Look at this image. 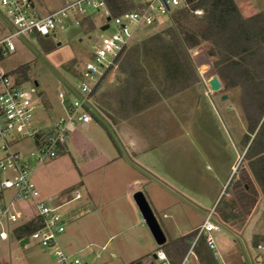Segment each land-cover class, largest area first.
<instances>
[{"label":"rangeland","instance_id":"rangeland-1","mask_svg":"<svg viewBox=\"0 0 264 264\" xmlns=\"http://www.w3.org/2000/svg\"><path fill=\"white\" fill-rule=\"evenodd\" d=\"M33 2L37 12L44 16L62 8L69 0H33ZM236 3L244 17H250L264 10V0H236ZM196 14L201 15L202 11H198ZM96 19V28L85 32L82 28L91 27H89L88 22L83 21L81 27L67 28L66 30L59 29L48 40L38 37V35H27L23 39H14L16 52L0 61L2 72L9 73L14 82L19 83L37 99H40L41 103L36 108V119L39 125L47 124V126H50L66 115L64 104L57 93H67V82L75 87L79 85L78 76L80 72H83L85 63L93 59V45L96 38L101 35L111 36L117 32V28L113 23H111L108 30L102 31L99 27L105 21V18L99 16ZM7 20H10V18L6 12L0 14V39L9 32ZM172 25V19L168 18L160 26L142 32L125 52L145 39L171 28ZM206 48L205 45L190 51L199 81L189 89L165 98L157 105L146 110L147 113L144 119L145 122H148L146 127L150 126L146 131L152 139H163L170 142V140L178 138L182 139L184 144H192L191 147L189 145V148L192 149L191 152H193L192 155L196 156L198 164H201V168H198L199 176L196 178L198 180L197 188L204 189L205 195L210 199L212 196L216 199L226 183L231 173V164L239 154L235 152V147H237L240 155L236 161V171L226 184L217 204L219 205L222 199L223 207L226 205L229 208L234 206L237 218L234 222L224 224V228L230 232L222 231V233L218 232L217 235L216 233L213 234L218 246L216 255L214 253L213 255L216 256L218 264H264L255 261V257L257 255L264 256V252L257 251L256 246L253 244L256 236H264V194L255 181L249 168V161L245 160V153H243L240 146L246 127L239 105L240 90L225 91L223 85L220 93L214 94L211 92L208 82L214 76L213 66L209 63L205 64L201 59V56L205 55ZM22 68H24L23 71ZM121 75L119 66L116 65L103 82L97 97L115 92L117 84L123 78H119ZM223 96H227V99L223 100ZM109 102L111 105L118 107L114 99H110ZM212 105L219 106V112L216 109L214 110ZM222 108L228 111L229 115ZM104 114L107 115L109 112ZM106 122L108 121L105 120L104 123H101L94 120L90 124V128L97 130L99 126H104ZM105 126L108 125L105 124ZM80 127L79 124L78 128L81 129ZM93 133L95 134V132ZM21 143L23 144H20L19 147H12V149L23 153L31 150L29 140H22ZM236 145L241 148L239 149ZM1 155L3 154L0 152ZM49 162L47 161L40 166H45ZM206 165L210 167L216 165V170H221L211 173V169H209V172H206ZM220 172L221 176L218 178L217 174ZM12 193L13 191L4 192L6 201L10 199ZM145 196L169 240L170 236L163 224V222H166L163 219L164 212L155 209L149 197L150 194L145 193ZM19 207L23 218L32 219L36 215L35 208L26 202H20ZM68 209L75 210V215L73 213L72 222L67 224V234L75 232L74 230L79 228L78 224H80V230L82 231V222L86 218L82 219V204L80 201H73ZM60 212L62 214V211ZM137 212L138 220L143 224L145 230L151 234L138 209ZM128 216L126 224L135 223L134 215L129 214ZM218 216L219 211L214 210V218L218 219ZM194 222L201 223L204 221L198 216ZM65 234L60 237V244L65 252L72 254L77 250L74 252L69 251L72 242L70 243L66 239ZM7 245V248L0 253V264H55L52 252L40 248L33 242L23 247L15 238H12ZM85 253L89 263L99 264V262L94 261L91 249H88ZM84 254L77 253L76 255L82 257ZM247 255L252 263L249 262ZM133 259L121 257L115 260L114 263L128 264ZM194 262L195 259L192 255L189 257L188 264H194Z\"/></svg>","mask_w":264,"mask_h":264},{"label":"crops","instance_id":"crops-1","mask_svg":"<svg viewBox=\"0 0 264 264\" xmlns=\"http://www.w3.org/2000/svg\"><path fill=\"white\" fill-rule=\"evenodd\" d=\"M201 59L205 64H211L206 52ZM105 102L100 103L104 105ZM94 104L97 116L94 115L92 121L104 123L107 120L105 124L108 126H99L98 131L90 128L92 122L80 125L81 129L79 124L73 127L61 153L47 165L36 168L34 182L43 199L69 218L68 223L75 215V210H69L68 206L73 201L82 204V219L86 217L82 231L78 224L75 232L67 234L66 230L64 233L72 242L68 250H77L72 254H84L91 249L94 261L99 264H113L121 257L134 258L133 261L154 258L159 246L138 220L134 194H150L155 209L164 212L166 222L163 224L170 236L167 242L174 241L197 231L203 222L195 223L194 220L199 216L204 221L216 209L226 184L236 171L240 152L235 147L239 154L231 164V173L216 199L214 196L210 199L204 189L197 188L196 178L201 164L192 155L189 148L192 144H184L178 138L170 142L152 139L146 131L150 127H146V111L126 119L114 114V119L110 111L105 115L107 112ZM218 107L212 105L219 112ZM224 112L229 115L228 111ZM236 146L241 148V145ZM246 150H242L243 153ZM206 167V172L221 170H216V165ZM217 176L219 178L221 172ZM129 214L134 215L136 221L127 225ZM222 231L230 232L224 227L219 233ZM192 255L194 264H199L194 253ZM86 256L85 253L82 257L87 261Z\"/></svg>","mask_w":264,"mask_h":264},{"label":"built area","instance_id":"built-area-1","mask_svg":"<svg viewBox=\"0 0 264 264\" xmlns=\"http://www.w3.org/2000/svg\"><path fill=\"white\" fill-rule=\"evenodd\" d=\"M123 2L126 10L117 16L111 15L107 0H69L62 8L42 16L37 12L33 0H0V14L6 12L10 18L7 20L9 32L0 39V59L16 52L14 39H23L27 35L52 38L59 29L81 27L83 21H91L96 28V17L99 16L105 18L99 27L101 30L106 26L109 29L111 23L117 28V32L111 36L101 35L96 38L93 59L86 62L83 72H80L79 85L75 87L67 82V93H57L64 104L66 115L50 126L37 123L36 108L41 103L40 99L14 82L9 73L0 70V152L3 154L0 156V253L7 248L17 227L31 220L23 218L19 207L20 202H26L35 208L36 215L33 218H38L41 227L18 241L20 245L27 239L23 247L33 242L40 248L50 250L55 264H91L83 257L69 254L62 248L60 237L66 231L68 219L48 200L43 199L33 176L37 167L61 153L73 127L92 122L93 115L97 114L93 94L107 72L116 67L119 57L142 32L156 28L171 18L182 7L184 0ZM3 20L6 22L5 18ZM22 140L31 142L30 151L23 153L12 149L23 144ZM6 191H13L8 201L4 197ZM198 229L192 248L182 264H188L193 247L203 236L215 255L218 251L213 234L221 232L222 226L214 218V210ZM256 249L264 252V241ZM155 255L158 264H171L162 250ZM248 260L252 263L249 256ZM255 261L264 263V256L257 255Z\"/></svg>","mask_w":264,"mask_h":264},{"label":"trees","instance_id":"trees-1","mask_svg":"<svg viewBox=\"0 0 264 264\" xmlns=\"http://www.w3.org/2000/svg\"><path fill=\"white\" fill-rule=\"evenodd\" d=\"M107 2L112 16L126 10L123 0ZM198 11L202 14L197 15ZM171 19V28L145 39L119 57L117 65L123 78L115 92L96 96L110 69L97 86L93 101L107 113L110 111L112 118L114 114L124 119L138 115L199 81L190 51L206 45L214 76L225 91L240 90L239 105L246 126L240 144L243 151L247 149L244 158L264 194V10L244 17L236 0H184ZM88 22L91 28H82L84 32L95 29ZM110 99L116 101L118 108L111 105ZM103 100L106 102L101 105ZM222 201L215 211H219L218 218L223 222L216 220L224 227L236 221L237 216L234 206L223 207ZM40 227L38 218H33L20 224L12 236L18 242ZM197 234L194 231L168 241L157 251L162 250L171 264H182ZM262 241L264 236H256L253 244L257 246ZM193 253L199 264H218L204 236L196 242ZM128 264L158 263L149 257Z\"/></svg>","mask_w":264,"mask_h":264},{"label":"water","instance_id":"water-1","mask_svg":"<svg viewBox=\"0 0 264 264\" xmlns=\"http://www.w3.org/2000/svg\"><path fill=\"white\" fill-rule=\"evenodd\" d=\"M108 29V26L102 28V31H105ZM209 88L211 92L214 94H218L222 91L223 86L221 81L218 79L217 76H213L209 82H208ZM223 100L227 99V96H223ZM134 201L141 213V216L143 220L145 221L146 225L148 226L152 236L154 237L157 245L159 247L165 245L167 243V237L165 232L163 231L156 215L154 214L153 209L151 208L145 194L143 192H137L134 194ZM28 242L27 239H25L21 245L24 246ZM154 258L156 259V255H154Z\"/></svg>","mask_w":264,"mask_h":264}]
</instances>
